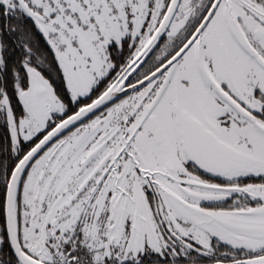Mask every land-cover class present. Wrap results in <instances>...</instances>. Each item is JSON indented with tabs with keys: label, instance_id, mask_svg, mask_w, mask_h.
Masks as SVG:
<instances>
[{
	"label": "snow or ice",
	"instance_id": "6c2138e0",
	"mask_svg": "<svg viewBox=\"0 0 264 264\" xmlns=\"http://www.w3.org/2000/svg\"><path fill=\"white\" fill-rule=\"evenodd\" d=\"M0 264H264V0H0Z\"/></svg>",
	"mask_w": 264,
	"mask_h": 264
}]
</instances>
